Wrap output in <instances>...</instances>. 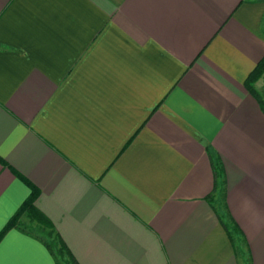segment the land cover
Listing matches in <instances>:
<instances>
[{
	"label": "crops",
	"instance_id": "crops-1",
	"mask_svg": "<svg viewBox=\"0 0 264 264\" xmlns=\"http://www.w3.org/2000/svg\"><path fill=\"white\" fill-rule=\"evenodd\" d=\"M263 54L264 0H0V231L35 187L79 264H264Z\"/></svg>",
	"mask_w": 264,
	"mask_h": 264
},
{
	"label": "trees",
	"instance_id": "trees-1",
	"mask_svg": "<svg viewBox=\"0 0 264 264\" xmlns=\"http://www.w3.org/2000/svg\"><path fill=\"white\" fill-rule=\"evenodd\" d=\"M260 75H264V54L258 59L256 62L254 68L248 73L244 80V84L246 88L254 94L258 100L260 101L261 98L258 95L256 89L253 86V82L256 78H258ZM262 109L264 110V105L261 104ZM37 194V189L35 187L32 188L29 196L23 200L18 210L8 219L4 227L2 228L1 232L6 229L9 226L12 225H18V216L20 212L26 211L29 215L30 220H35L37 223H39L42 226V234L47 236L49 238L48 241H46L49 249L54 253H59L64 257V261L66 264H79L77 260L74 258L62 238L59 236V234L55 231L51 221L49 218L40 211L34 204V199Z\"/></svg>",
	"mask_w": 264,
	"mask_h": 264
},
{
	"label": "rangeland",
	"instance_id": "rangeland-1",
	"mask_svg": "<svg viewBox=\"0 0 264 264\" xmlns=\"http://www.w3.org/2000/svg\"><path fill=\"white\" fill-rule=\"evenodd\" d=\"M259 78L261 79V80H260V82H261V81H262V75H260ZM28 228H29V227H28ZM30 228L32 229V231H34V232H38V233H39V231L37 230L36 227H30ZM31 229H30V230H31ZM40 234H41V235H42L47 241L49 240V238H48L47 236H44L41 232H40ZM54 254H55L56 257H57L59 264H66L65 261H64V257H62V255H60L59 253L55 252V250H54Z\"/></svg>",
	"mask_w": 264,
	"mask_h": 264
}]
</instances>
